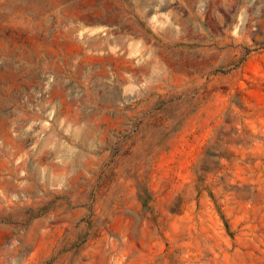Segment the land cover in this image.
Instances as JSON below:
<instances>
[{
  "label": "rangeland",
  "instance_id": "obj_1",
  "mask_svg": "<svg viewBox=\"0 0 264 264\" xmlns=\"http://www.w3.org/2000/svg\"><path fill=\"white\" fill-rule=\"evenodd\" d=\"M0 264H264V0H0Z\"/></svg>",
  "mask_w": 264,
  "mask_h": 264
}]
</instances>
